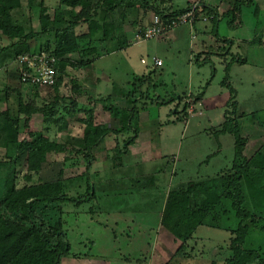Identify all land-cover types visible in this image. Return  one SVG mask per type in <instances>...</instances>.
<instances>
[{"label":"rangeland","instance_id":"obj_1","mask_svg":"<svg viewBox=\"0 0 264 264\" xmlns=\"http://www.w3.org/2000/svg\"><path fill=\"white\" fill-rule=\"evenodd\" d=\"M46 1L49 5L55 3V0ZM173 1L174 9L187 6V0ZM203 1L218 10L221 16L234 2ZM238 3L240 12L236 14L229 13L217 21L197 20L195 29L188 31L189 24H183L157 37L140 41L135 37L139 26L133 27L126 22L123 26L127 24L129 32L124 46L118 48V42H111L110 52L96 58L90 68H67L63 93H71V78L80 82L79 102L91 104L95 97L100 99L94 105V114L99 121H111L102 103L121 107L118 101L122 100L128 106L127 97L123 94H130V99L135 101L129 105L138 109L132 125L137 128L139 144L146 146L149 142L156 161L150 167H126L130 170L125 173L127 182L117 184L116 179L123 175L118 173L121 167L110 168L104 159V152L96 151L95 160L98 162L93 163L89 177L69 180L68 183L73 186L80 185L75 186L71 194H75V189L84 192L89 180L94 185L95 197L79 206H63L62 215L73 251L88 253L89 257H63L62 264H211L212 261L218 264L229 254L226 245L231 233L208 226H199L188 241L186 252L175 254L179 241L166 238L165 234L170 238L173 236L160 226L159 221L163 201L170 188L214 175L231 164L235 138L232 133L223 130L227 109L225 101L230 96V89L222 85L226 76L225 61H234L228 81L238 90L235 98L243 100L237 109L253 110L257 107L256 93L264 91V0ZM123 11V8H118L114 12L117 26L122 23ZM152 15L153 12H149L144 21ZM134 18L135 14L131 12L128 19ZM182 29L183 32H180ZM225 36L229 37L228 42L219 38ZM44 38H35L31 45L44 44ZM201 41H206L204 46ZM3 43L7 42L3 40ZM238 56L243 59L242 62L237 60ZM142 58L145 62L141 61ZM154 58L160 59L162 65L155 64ZM6 60L7 68L0 67V89L9 87L10 100H16L17 91L25 93L28 86L18 80L16 59L8 56ZM144 75L148 78L139 80ZM200 91L207 98H226L222 105L216 107L196 105L193 113L189 114L187 109L185 116L177 97ZM46 94L45 88L40 90L41 97ZM94 95L92 100L89 99ZM247 97L254 101L248 103ZM176 108L178 112H175ZM239 122L240 134L251 138L245 149V154L249 155L264 142V111L257 113L256 117H242ZM28 128L36 133L49 129L51 133H56L58 140L70 133L74 139L69 140L82 144L83 125L75 117L69 118L68 130L63 132H56V125L52 123H44L40 114L31 118ZM27 133L22 121L21 137H27ZM125 133L118 137L120 142L132 131L130 129ZM113 142L114 139L107 141L105 146ZM62 167V155L50 154L39 175L42 179L59 177ZM102 167L110 169L105 173ZM82 172H85L83 161L76 165H64L65 175ZM102 174L106 175L103 177ZM23 183L19 176L18 185ZM157 231L161 233L158 241L155 239ZM163 245H167L168 249L162 248ZM128 256L132 259H126Z\"/></svg>","mask_w":264,"mask_h":264},{"label":"trees","instance_id":"obj_2","mask_svg":"<svg viewBox=\"0 0 264 264\" xmlns=\"http://www.w3.org/2000/svg\"><path fill=\"white\" fill-rule=\"evenodd\" d=\"M165 1L55 0L49 5L46 0H0V67L7 68L8 56L16 59L20 54L38 49L55 56L52 85L26 84L25 93L18 90L16 100H10L9 87L0 89V264H62L63 257H89L88 253L73 251L62 213L64 204L79 206L94 198V185L87 179L84 192L75 189V194H71L73 188L80 185L68 182L72 178L89 177L94 150L109 133H113L115 139L106 153L107 164L110 168L123 166V154L137 138V128L132 124L138 109L129 105L135 101L130 99V94H123L128 106L102 103V108L114 121H99L94 105L100 99L95 97L91 104L79 102L77 95L82 87L73 78L69 80L71 93H63L64 78L68 67L90 68L96 58L110 52L111 42H118V48L124 46L129 32L124 29V23L145 26L144 18L153 12L167 31L171 19L192 8L189 5L171 10L164 5ZM242 1L234 0L220 19L240 12L238 2ZM118 8L124 11L122 23L117 26L114 12ZM193 8L194 23L204 13L206 19L219 20L216 9L205 2L200 1ZM131 12L135 14L134 19H128ZM37 37L41 40L45 37V43L35 47L31 41ZM237 60L243 61L240 56ZM233 62L225 61L226 76L222 81V85L230 89L223 130L235 138L231 164L214 175L170 188L164 198L159 223L179 241L175 254L186 252L188 241L199 226H208L231 233L226 245L229 254L218 264H264V142L251 154H245L251 138L240 134L239 122L242 117H256L264 111V91L256 93L257 107L253 110L237 109L243 100L235 98L238 90L228 81ZM17 74L19 80L18 69ZM147 78L144 75L139 80ZM44 88L47 94L41 97L40 90ZM203 95L200 91L177 97L185 116L188 104L194 105ZM247 101L254 99L251 101L247 97ZM36 114L41 115L44 123L56 125V132L67 131L69 118H77L83 125L82 144L69 140L74 139L70 133L58 140L56 133L49 129L39 133L30 130L29 123ZM22 121L28 130L27 137H21ZM130 129L132 134L120 142L118 137ZM50 154L62 155L63 167L59 177L42 179L40 169ZM79 161L85 163V172L64 174V165H76ZM19 176L24 180L20 186Z\"/></svg>","mask_w":264,"mask_h":264},{"label":"built area","instance_id":"obj_3","mask_svg":"<svg viewBox=\"0 0 264 264\" xmlns=\"http://www.w3.org/2000/svg\"><path fill=\"white\" fill-rule=\"evenodd\" d=\"M205 19V18H204ZM195 21L194 8L189 9L186 12L180 13L175 18L170 20L168 29L182 25L189 24L193 26ZM165 30V26L162 24L158 15L153 14L150 22L145 26H139L136 30L135 37L138 41L157 37ZM145 62V59H141ZM18 64L19 80L23 84H39L42 86H49L54 83V67L55 56L50 52L38 49L30 51L29 53L20 54L16 57ZM155 64L160 65L161 60L154 58ZM189 103V100H187ZM188 113L192 114L194 106L188 104Z\"/></svg>","mask_w":264,"mask_h":264},{"label":"crops","instance_id":"obj_4","mask_svg":"<svg viewBox=\"0 0 264 264\" xmlns=\"http://www.w3.org/2000/svg\"><path fill=\"white\" fill-rule=\"evenodd\" d=\"M155 0H153V2H154ZM200 1H202V2H204L203 0H187V6H189V5H191L192 6V8L193 7H195L198 3H200ZM166 3L164 4V5H166V6H169V8L171 9V10H174V8H173V6L175 5V3H174V1L173 0H166L165 1ZM230 3H231V1H230ZM231 4H229V6H230ZM187 6H184V7H187ZM184 7H182V8H184ZM177 9H180V8H177ZM226 11V10H225ZM224 11V12H225ZM216 12H217V14H218V19H220V12L218 11V10H216ZM219 12V13H218ZM153 16V15H152ZM152 16L145 22L146 24L145 25H147L149 22H150V20L152 19ZM202 16V17H201ZM201 17V18H200ZM205 18V19H204ZM198 20H203V21H208L209 19H206V14L204 13V14H201L199 17H198ZM196 22H197V20H196ZM196 22L193 24V26H190L189 25V28H186V29H188V31L190 30V29H195L196 28ZM183 25V24H182ZM125 27H124V29L125 30H127L128 29V27H126L127 26V24H125L124 25ZM178 27V26H177ZM179 27H180V25H179ZM183 30L184 29H182L180 32H183ZM176 31V30H175ZM174 31V32H175ZM174 32H173V34H174ZM174 36V35H173ZM176 37V36H175ZM177 38V37H176ZM220 39H221V41L222 42H228V40H229V37L228 36H225L224 38H222V37H219ZM219 40V39H218ZM202 42V45L204 46L205 45V42L206 41H201ZM230 43H232V41L230 40ZM160 65H162V63L160 64ZM134 93V92H133ZM191 93V92H190ZM90 97V96H89ZM92 97V96H91ZM95 97V95L92 97V99ZM229 97V96H228ZM228 97H227V99H228ZM225 98H226V96H225ZM225 98L223 97L222 99H212V98H207L206 96H205V94L203 95V97L201 98V100L200 101H198L197 103H195L194 104V110L196 109V105H199V104H201V105H205V106H214V107H216V106H220V105H222V103H224V101H225ZM227 99H226V101H225V103L227 102ZM118 102H120L121 103V107H126L127 105H125V103L122 101V100H119ZM123 103V104H122ZM119 107V106H118ZM242 119V118H241ZM111 121H114V119L113 118H111L110 119ZM113 139H115V135L113 134V133H109V134H107L105 137H103V139L99 142V144H98V146L95 148V152L96 151H101V152H104V159L107 161V156H106V153H107V150L108 149H110L113 145H114V142H113V144L112 145H108L107 147L105 146L106 144V142L107 141H109V142H111ZM139 138H138V136H137V139L135 140V142L133 143V144H130L129 146H128V151H127V153H125V154H123V166H121V168H117L119 171H118V173H122L123 175H121L120 177H118V179H116V182H117V184H123V181H125V182H127V180L125 179L127 176L125 175V173H128L130 170H127L126 169V167H130V169L131 168H135L134 166H152V165H154L155 163V161H156V158L154 157V155H153V151H152V148H151V146H150V143L149 142H147V145L146 146H142L141 144H139V141L140 140H138ZM145 141H147L146 139H145ZM139 144V145H138ZM104 148V149H103ZM94 152V162H98L97 160H95V156H97L96 155V153ZM127 159H128V163H126V161H127ZM125 161V162H124ZM102 169H103V171H105V173H107L106 171H109V169L108 168H106V167H102ZM126 169V170H125ZM100 171V170H99ZM114 171V170H113ZM98 172V171H97ZM98 173H102V172H98ZM104 173V172H103ZM150 174V173H149ZM103 175V177L106 175V174H102ZM109 182H111V181H109ZM101 183H104V181H101ZM111 183H113V182H111ZM110 183V184H111ZM105 189H107V188H105ZM163 205H164V201H163ZM162 208H163V206H162ZM161 211H162V209H161ZM160 231H157V233H158V235H157V237L155 238L156 239V241H158L159 239H160V234L161 233H159ZM166 238H168V239H170V240H175V238L173 237V238H170V237H168V235L167 234H165L164 235ZM162 248H167L168 249V247H167V245H166V247L163 245V247ZM149 264V263H148Z\"/></svg>","mask_w":264,"mask_h":264}]
</instances>
